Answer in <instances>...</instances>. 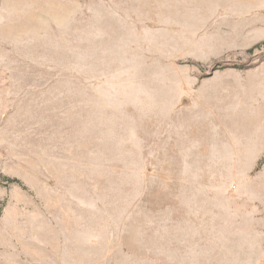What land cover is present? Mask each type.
Segmentation results:
<instances>
[{
  "label": "rangeland",
  "instance_id": "rangeland-1",
  "mask_svg": "<svg viewBox=\"0 0 264 264\" xmlns=\"http://www.w3.org/2000/svg\"><path fill=\"white\" fill-rule=\"evenodd\" d=\"M0 264H264V0H0Z\"/></svg>",
  "mask_w": 264,
  "mask_h": 264
},
{
  "label": "trees",
  "instance_id": "trees-1",
  "mask_svg": "<svg viewBox=\"0 0 264 264\" xmlns=\"http://www.w3.org/2000/svg\"><path fill=\"white\" fill-rule=\"evenodd\" d=\"M261 45H257L255 47H253L252 49L248 50L247 53L252 55L255 52V50L258 49Z\"/></svg>",
  "mask_w": 264,
  "mask_h": 264
}]
</instances>
